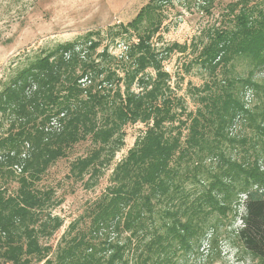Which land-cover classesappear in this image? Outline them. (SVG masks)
I'll return each instance as SVG.
<instances>
[{"label":"trees","instance_id":"trees-1","mask_svg":"<svg viewBox=\"0 0 264 264\" xmlns=\"http://www.w3.org/2000/svg\"><path fill=\"white\" fill-rule=\"evenodd\" d=\"M202 1L208 8L215 0ZM168 2L148 0L131 20L112 27L118 54L107 44L96 53L101 40L88 32L47 49L0 90V124L8 123L0 133V264H177L191 254L213 264L221 259V240L235 247L238 259L264 264V0L230 2L231 26L192 43L195 63L214 76L196 88L207 92L205 110L195 112L173 94L163 66L190 45L152 42ZM237 57L251 66L248 74L218 78L216 71ZM249 90L261 92L257 110L244 99ZM237 121L253 127V135L231 134ZM138 122L146 128L112 168L86 215L87 229L71 234L72 222L55 247L43 243L63 219L53 213L59 204L53 188L36 184L88 139L91 148L69 162L66 176H87L85 185L94 186L123 147L124 127ZM224 141L244 145L242 161L226 155ZM207 157L216 170L206 168ZM236 219L240 225L231 228Z\"/></svg>","mask_w":264,"mask_h":264},{"label":"rangeland","instance_id":"rangeland-1","mask_svg":"<svg viewBox=\"0 0 264 264\" xmlns=\"http://www.w3.org/2000/svg\"><path fill=\"white\" fill-rule=\"evenodd\" d=\"M148 0H0V90L2 87L29 61L40 56L44 51L54 47L56 44L82 38L88 32L93 34L94 39H100L101 45L96 50L98 53L104 45L114 54L120 52V47L113 48L115 41L112 40V27L118 23H125L131 20L141 6ZM234 0H215L213 4L206 8L202 0H170L165 4V18L157 35L152 42L157 47L177 42L190 45L191 50L184 53L173 51L163 62L164 69L170 74L169 84L173 94L183 100L187 112H195L203 107L201 97L207 91H199L205 82L211 84L212 78L207 70L195 63L196 50L192 43L198 45L206 41L208 30L224 26H231L228 16L227 4ZM262 2V0H255ZM251 66L244 58L237 57L228 64L227 68H220L216 71L218 78L233 75L239 78L245 77ZM151 74L153 71L148 70ZM261 73L255 78L260 79ZM138 90V87H133ZM196 88H199L198 90ZM209 93V92H208ZM207 94V93H206ZM261 92L253 93L247 91L244 99L247 105L253 110H257L261 103ZM204 107L202 111H204ZM185 114L181 118H185ZM3 120V119H2ZM8 123L3 120L0 124V133H3ZM146 125L144 123L128 124L124 127V145L116 152L111 164L103 169V174L99 177L94 186L87 187L85 181H74L69 179V162L86 154L91 148V143L87 139L74 145L68 156L57 160L42 177L36 186L40 189L53 188L54 199L59 200V204L54 208L53 213L63 219V225L48 240H42L56 246L62 234L67 230L72 222L77 226L71 234L77 230H86L89 218L86 217L89 210L97 202V199L109 185V178L112 168L121 158L126 155L127 150L134 141L143 134ZM186 131V130H185ZM254 133V128L245 121H237L231 128V134L238 137H250ZM226 155L237 160L244 158L246 148L244 145L236 144L234 147L223 142ZM247 151H251L248 149ZM251 158V157H250ZM206 158L204 164L206 168L217 169L216 160ZM264 167V164H263ZM190 168H192L190 166ZM189 189L200 190L201 185L197 182L186 181ZM16 188L15 182L9 183V189ZM197 193V192H196ZM242 212V207L239 208ZM232 213L228 214V218ZM225 224L227 218H222ZM240 225V219H236L231 228ZM225 228H230L226 227ZM221 230L224 231V226ZM224 234V233H223ZM125 234H123V237ZM206 248V245H205ZM221 259L213 264H220L221 260L226 264H248L247 260H240L236 257L235 247L227 240L220 242ZM185 259V261H184ZM177 264H201L195 262L194 256L187 255L180 257Z\"/></svg>","mask_w":264,"mask_h":264}]
</instances>
